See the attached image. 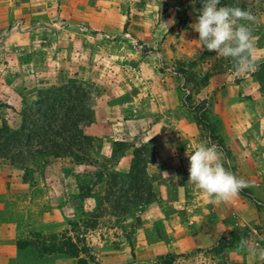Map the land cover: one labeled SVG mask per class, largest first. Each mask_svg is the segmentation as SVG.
Wrapping results in <instances>:
<instances>
[{
  "label": "rangeland",
  "instance_id": "rangeland-1",
  "mask_svg": "<svg viewBox=\"0 0 264 264\" xmlns=\"http://www.w3.org/2000/svg\"><path fill=\"white\" fill-rule=\"evenodd\" d=\"M221 4L255 17L242 23L257 75L264 0ZM202 6L0 0V126L10 127L0 147V264H243L245 255L264 264L240 246L217 254L231 231L177 253L166 233L193 196L184 132L224 151L208 102L245 78L232 59L200 51L193 24ZM61 149L79 161L52 154ZM234 229L252 246L251 229ZM66 236L82 248L78 257L41 251Z\"/></svg>",
  "mask_w": 264,
  "mask_h": 264
},
{
  "label": "crops",
  "instance_id": "crops-1",
  "mask_svg": "<svg viewBox=\"0 0 264 264\" xmlns=\"http://www.w3.org/2000/svg\"><path fill=\"white\" fill-rule=\"evenodd\" d=\"M229 87L228 97H215L208 104L215 108L210 115L224 144V151L219 150L222 162L248 182L249 186L244 188L247 192L240 191L228 202H214L197 186L187 185L193 195L185 206L190 212L181 210L180 218L176 215L166 220L169 228L166 233L173 250L181 245L202 248L238 227L251 229L247 231L254 239L251 245L264 248V90H260L259 82L251 73ZM184 133L187 144L182 148L183 160L189 167L187 152L191 153L202 142L196 139L194 131ZM232 253L236 254L231 251L229 254ZM247 258L245 255L243 264H249ZM233 261L227 259V264Z\"/></svg>",
  "mask_w": 264,
  "mask_h": 264
},
{
  "label": "clouds",
  "instance_id": "clouds-1",
  "mask_svg": "<svg viewBox=\"0 0 264 264\" xmlns=\"http://www.w3.org/2000/svg\"><path fill=\"white\" fill-rule=\"evenodd\" d=\"M202 5L193 24L200 51L214 50L219 56L232 59L235 70L241 75L253 72L256 62L251 56L252 33L242 21H254L255 17L240 7L224 6L221 0H202ZM187 154L188 182L208 193L214 202H228L249 186L246 180L224 166L216 145L200 143ZM240 248L264 261V248L249 246L245 241L240 242Z\"/></svg>",
  "mask_w": 264,
  "mask_h": 264
},
{
  "label": "trees",
  "instance_id": "trees-1",
  "mask_svg": "<svg viewBox=\"0 0 264 264\" xmlns=\"http://www.w3.org/2000/svg\"><path fill=\"white\" fill-rule=\"evenodd\" d=\"M258 69H259L257 71L258 74L254 75V77L260 84V90L263 91L264 90V77H262V75H264V62L259 66ZM207 79L208 77H206L205 81L203 82V85L207 84ZM9 131H10V127L8 123L5 120H3L2 125L0 126V147L3 148V150H7V149H6V146L3 144V142H5L6 140H2V139L7 138V134L9 133ZM115 143L121 145L119 146L120 149H122V147L125 146L124 142H115ZM52 154L56 158L69 156V157H72L74 162L77 163L79 161V158L77 156L78 154H73L71 151H67V149H61L60 151H56ZM130 171H131V168L128 174H130ZM241 191H243V189ZM246 235L247 234L245 233L243 235L242 234L239 235L238 229L231 230L230 238L228 239L223 238L222 240L218 242L217 246H215L216 253L220 255L223 252H225L226 249L236 250L240 246V242L243 240V238L246 237ZM18 245H19L18 248H23L24 246H26V242H18ZM41 251L43 253H53V252L58 253L59 252V253L66 254L71 257H78L79 254L82 252V248L78 247V245L72 240L71 237L66 236L65 239L59 245L51 244L50 246H44L43 244Z\"/></svg>",
  "mask_w": 264,
  "mask_h": 264
}]
</instances>
